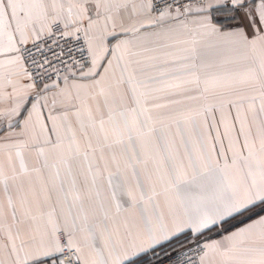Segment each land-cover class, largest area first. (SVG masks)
Listing matches in <instances>:
<instances>
[{
	"label": "snow or ice",
	"instance_id": "snow-or-ice-1",
	"mask_svg": "<svg viewBox=\"0 0 264 264\" xmlns=\"http://www.w3.org/2000/svg\"><path fill=\"white\" fill-rule=\"evenodd\" d=\"M0 264H264V0H0Z\"/></svg>",
	"mask_w": 264,
	"mask_h": 264
}]
</instances>
